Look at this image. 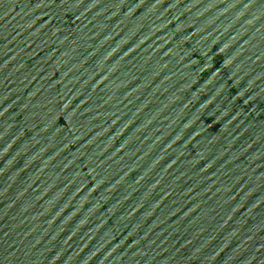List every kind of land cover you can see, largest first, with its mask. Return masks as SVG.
<instances>
[{
    "label": "water",
    "instance_id": "obj_1",
    "mask_svg": "<svg viewBox=\"0 0 264 264\" xmlns=\"http://www.w3.org/2000/svg\"><path fill=\"white\" fill-rule=\"evenodd\" d=\"M0 264H264V0H0Z\"/></svg>",
    "mask_w": 264,
    "mask_h": 264
}]
</instances>
